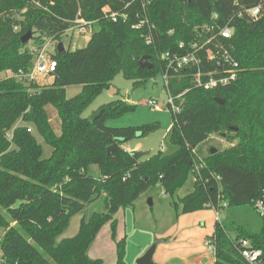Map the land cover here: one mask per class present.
I'll return each instance as SVG.
<instances>
[{"label": "trees", "instance_id": "trees-1", "mask_svg": "<svg viewBox=\"0 0 264 264\" xmlns=\"http://www.w3.org/2000/svg\"><path fill=\"white\" fill-rule=\"evenodd\" d=\"M40 2L46 10L31 0H0V74L11 72L0 78V258L4 263L103 264L101 258L89 257L88 249L109 223L115 264H125V237H116L115 214L155 183L170 197L177 213L253 207L264 188V0H150L145 7L140 0ZM256 6L255 16L246 11ZM105 7L118 14L116 20L104 16ZM77 17L96 21L99 29L83 47L56 50L53 81L40 86L17 79L15 73L33 65L28 41L21 43L20 37L30 30L35 44L50 37L60 41ZM145 18L153 25L150 44L144 39L146 27H133ZM211 25L214 28L207 30ZM225 25L233 29L228 39L216 35ZM212 35L216 36L204 44ZM215 42L233 46L238 76L212 88L197 85L196 67L181 69L169 78V92L181 94L176 99L180 111L176 117L172 114V122L176 121L169 129L173 152L160 150L145 156L143 151L122 147L137 133L145 136L159 127L158 122L108 126V119L133 110L127 101L101 105L93 121L83 116L118 72L134 80V86L164 73L165 52L183 55L196 43L202 45L197 51L201 71L216 69L204 55ZM143 56H148L150 68L139 66ZM71 85L81 89L67 97L66 87ZM47 105L57 110L59 134L51 127ZM33 130L52 147L49 158H41ZM212 134L223 136L230 145L208 151L199 160L195 148ZM193 159L203 163L202 179L175 200L193 174ZM93 165L97 174L91 170ZM100 195L103 210L88 220L82 218L74 236L56 241L71 217ZM229 215L214 222L209 235L215 247L214 264H249L239 253L240 239L260 249L264 260V218L254 230L234 221L224 223Z\"/></svg>", "mask_w": 264, "mask_h": 264}, {"label": "rangeland", "instance_id": "rangeland-1", "mask_svg": "<svg viewBox=\"0 0 264 264\" xmlns=\"http://www.w3.org/2000/svg\"><path fill=\"white\" fill-rule=\"evenodd\" d=\"M98 29L99 24L95 22L93 23L92 27L84 33L79 32L77 29L68 30L61 35L60 41L62 42L65 49L73 50L80 48L87 43L90 35ZM32 43L33 40L30 39L27 45H31ZM10 74V71H5L0 74V78ZM133 82L134 80L125 78L122 72H118L110 81V87L102 89V91L91 101L87 109L84 111L83 116L89 118L92 113L96 112L101 105L108 102L115 100L127 101L129 104L134 106L133 110L128 111L119 117L108 119L106 122L108 126H139L146 123L158 122L159 127L145 136H139L140 133H137L136 137H133L130 140L122 143V145L132 150L143 151L145 156L155 154L160 150L166 154L173 152L175 150V146L172 145L169 140V127L172 122V112L165 107L167 93L162 74L158 73L155 78L146 79L143 85L134 86ZM78 87L79 85L68 86L66 90L67 97L74 96L75 89ZM112 89L115 91L113 94L110 93ZM151 97L157 99L158 102L164 106L158 109H151L144 105V101ZM48 106L49 107L46 108V111L49 116L51 127L53 130L55 129L56 132L59 133L60 119L57 114V110L52 105ZM20 123L21 122L18 121L16 124ZM33 132L37 142L41 145V158H49L52 153V147L38 133H36L35 130H33ZM229 145L230 143L225 140L223 136L212 134L205 141L201 142L195 148L194 152L197 156L202 158L207 154L210 147L222 149ZM91 170L94 174L98 173L97 167L95 165L92 166ZM193 182V175L190 174L187 182L181 189L177 191L174 199L177 200L178 198H181L191 192L193 188ZM103 198V195H100L94 200L87 202L80 212L71 217L67 228L56 238V241H59L62 238L74 236L78 230L82 218L88 220L94 212L102 211ZM149 200L151 201V204L149 203ZM18 204L19 202H17L15 206ZM198 211H201L200 213L203 215V217H205L203 222L206 224L204 223L205 225H203V223H201L200 225L204 229L202 234L204 236H209L213 230L215 221L214 211L209 207ZM182 214L184 213H177L170 205V197L163 194L162 187L159 183L149 186L134 200L133 204L126 205L124 208H121L116 215L118 219L127 223L125 232L127 233L128 239L125 238V252L127 248L126 244H128L127 250L131 257L138 249V244L144 246L150 242L147 249L152 244H155L156 247L158 245L160 246V244L165 242H163V239L160 240L159 236L166 230H170L167 231L169 232L168 235L172 234L174 239L173 241L167 243L163 255L166 256L171 253L185 254L191 250L199 248V245L196 244V242L188 240V237L185 235L186 233L188 235L192 233V236H197L196 231L192 229L186 230L182 228L181 224L179 226L178 224H175L176 218ZM227 214L230 215L228 218L224 219V223L234 221L236 224H240L246 228L249 227L254 230H258L260 228L262 217H260L250 205L230 208L228 211L226 210V212H221V220ZM2 232L3 231L1 230L0 238L2 236ZM200 244V247H203L205 250L204 260L209 262V260L212 259L213 254L204 245V240L200 241ZM90 255L101 258L104 264H114L116 261L115 245L112 242V239H110L109 236L107 237L105 231L101 233L96 247L94 248V252L91 251ZM131 257L129 256L127 259H131ZM189 257L184 259H188ZM136 260L137 257L133 260L132 264H136ZM187 261L188 260H180L178 264H186ZM0 264L6 263H4L0 258Z\"/></svg>", "mask_w": 264, "mask_h": 264}, {"label": "built area", "instance_id": "built-area-1", "mask_svg": "<svg viewBox=\"0 0 264 264\" xmlns=\"http://www.w3.org/2000/svg\"><path fill=\"white\" fill-rule=\"evenodd\" d=\"M142 6L145 7L146 4L149 3L150 0H140ZM35 5L41 7L43 9H47L40 0H31ZM259 7H253L247 9L246 11L255 16L258 13ZM102 12L105 17L111 18L112 20L117 19V13L112 12L108 7L102 9ZM96 21H87L82 18H76L74 20L73 26L68 28V30H75L77 29L79 32H86L88 31L93 23ZM143 26L146 27V32L144 33V39L146 44H150L154 41L153 38V25H151L147 18L142 19L139 23L135 26L136 28H142ZM214 27L206 26L207 30H212ZM18 26L14 27V30H18ZM64 32V33H65ZM233 29L229 25H225L224 27L220 28L216 35H219L220 38L228 39L232 36ZM216 35H212L211 37L207 38L203 43H209ZM59 41L50 37L45 39L42 43L35 44L34 42L31 45H28L29 50L33 54V65L28 71L19 70V72L15 73L17 79L25 81V82H32L36 83L40 86L48 85L53 81V73L56 67V60L53 58V54L57 50V43ZM180 47L183 44H179ZM64 47V46H63ZM192 51L179 55V54H171L169 52H165L163 57H165L168 61L167 69L164 73H162V78L164 81V86L167 93V99L165 103V107H168L172 114L176 117L177 113L180 111V105L176 103V99H179L181 94L172 95L169 92L168 88V80L171 76L177 75L181 69L185 70L186 68L196 67L195 72L193 73L195 81L197 85L202 86L204 88H212L218 85H227L232 81H235L238 76L239 65L235 58L231 54V50L233 46L231 44L224 45L220 42L214 43V48L209 47L204 50V55L207 59L213 60L216 69L202 72L199 65L201 64V57L197 53L198 49L202 48V45H198L196 43L192 44ZM65 49V48H64ZM51 50V51H50ZM206 77L205 79L203 77ZM144 105L148 106L151 109H158L164 105L160 104L157 99L155 98H148L144 101ZM176 121V118L173 119V122ZM171 123V125L173 124ZM170 125V127H171ZM169 127V129H170ZM30 131V128H28ZM200 160L201 157L198 156ZM199 160L193 159V180H201V173L200 169L203 166V163ZM223 206H226L223 203ZM253 208L256 213L264 218V188L262 189L260 195L253 201ZM214 211V222H221V212L218 209L212 208ZM204 245L207 247L209 251L212 252L213 257L215 253V247L212 242V238L210 236L205 237ZM238 249L240 255L249 263V264H264V260L261 257V250L258 248H254L248 239H240L238 241ZM214 264V262H213Z\"/></svg>", "mask_w": 264, "mask_h": 264}, {"label": "crops", "instance_id": "crops-1", "mask_svg": "<svg viewBox=\"0 0 264 264\" xmlns=\"http://www.w3.org/2000/svg\"><path fill=\"white\" fill-rule=\"evenodd\" d=\"M67 87H66V90H67ZM80 89H81V86H79L77 89H75V94H77L80 91ZM113 93H115V91H113L112 94ZM47 107H49V106L47 105L45 108H47ZM54 131L56 132L55 129H54ZM59 133H60V131H59ZM59 133H57V134H59ZM122 147L124 149L128 150V151L132 150V149L126 148L123 145H122ZM119 210L115 214V218L117 220L116 237H117V239H120L122 237L127 238V233L125 232L127 223L125 221H122V220H120V219H118L116 217V215L118 214ZM200 212L201 211L197 210V211H193V212L184 213V214L178 216L176 218V222H175V224L176 225L178 224V226L181 224L182 228H184L186 230L192 229V230L196 231L197 236H194V235L192 236V233L189 234L190 236L187 233L185 235L188 237V240H192L193 242H196V244L199 245V248H196L195 250H191V251H189V252H187L185 254L171 253V254H168L166 256L163 255L167 243H169L170 241H173V239H174V236H172V234L168 235L169 232H167V231H170V230H166L163 234H161L159 236V239L160 240L163 239V242H165L166 244L162 243V244H160V246L158 245L157 247H155V251L153 253V261H154V263H157V264H178L180 262V260H182V261L183 260H188L186 262V264H213L214 257H212V259H210L209 262L204 260L205 250L203 249V247L202 248L200 247V245H201L200 241L204 240V237L207 236V235L204 236L202 234L204 229L200 225H201V223H203V225H205L206 223L203 222L205 217H203V215ZM124 219H126V218H124ZM132 227L134 228L133 225H132ZM104 231H105V234L107 235V237L109 236V238L111 239V237H110V227H109V224L106 223L105 225H103V227L97 233V235L94 238L92 244L89 246V249H88L89 257L98 258V257H95V256H91L90 252L91 251L94 252V248L96 247V244H97V242H98V240H99V238L101 236V233L104 232ZM127 239H126V242H127ZM112 242L114 243L113 240H112ZM149 243L150 242H148L144 246H141V244L140 245L138 244V246H137L138 249L136 250V252L133 254L132 257H131V255L128 254V250H127L128 249V244H126L127 248H126L125 257H124L125 264H132L133 260L136 257L139 258L146 251ZM114 245H115V243H114ZM129 256L131 257V259H127V257L129 258ZM186 257H189V258L188 259H184ZM128 260H129V263H128ZM103 264H104V262H103ZM114 264H115V262H114Z\"/></svg>", "mask_w": 264, "mask_h": 264}, {"label": "water", "instance_id": "water-1", "mask_svg": "<svg viewBox=\"0 0 264 264\" xmlns=\"http://www.w3.org/2000/svg\"><path fill=\"white\" fill-rule=\"evenodd\" d=\"M32 37V32L29 30L25 34H23L20 37L21 43H26L29 41ZM57 50L58 52H62L64 50L63 44L61 41L57 43ZM139 66L140 67H151V63H149L148 56H143L139 60ZM114 90L112 89L110 93H112ZM215 100L219 103H222L223 100L219 98H215ZM101 111L97 110L96 112L92 113V115L89 117L91 121H93L96 117L100 115ZM224 135V134H223ZM112 147H109L108 150H110ZM216 149L214 147H210L209 152L214 153ZM149 203L151 204V201L149 200ZM155 244H152L139 258L136 260V264H154L153 261V253L155 251Z\"/></svg>", "mask_w": 264, "mask_h": 264}]
</instances>
